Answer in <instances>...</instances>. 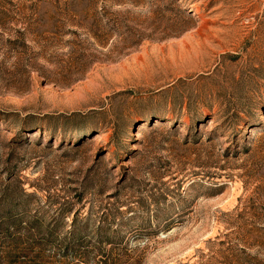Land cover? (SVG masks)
Instances as JSON below:
<instances>
[{"label":"rangeland","instance_id":"374dc122","mask_svg":"<svg viewBox=\"0 0 264 264\" xmlns=\"http://www.w3.org/2000/svg\"><path fill=\"white\" fill-rule=\"evenodd\" d=\"M77 1L0 74V264H264V0Z\"/></svg>","mask_w":264,"mask_h":264},{"label":"trees","instance_id":"16d2710c","mask_svg":"<svg viewBox=\"0 0 264 264\" xmlns=\"http://www.w3.org/2000/svg\"><path fill=\"white\" fill-rule=\"evenodd\" d=\"M93 8L91 2L77 0H0V50L6 58L14 59L10 68L7 61L0 63V74L42 73L39 61L56 54L60 35H75L73 26H87L76 17L83 10L91 13ZM64 209H58L56 216H66L69 209ZM19 220L17 217L14 222ZM32 224L40 225L38 219Z\"/></svg>","mask_w":264,"mask_h":264}]
</instances>
